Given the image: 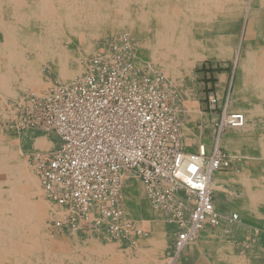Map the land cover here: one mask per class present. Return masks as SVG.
<instances>
[{
	"label": "bare ground",
	"instance_id": "1",
	"mask_svg": "<svg viewBox=\"0 0 264 264\" xmlns=\"http://www.w3.org/2000/svg\"><path fill=\"white\" fill-rule=\"evenodd\" d=\"M125 4L131 12L127 14L123 10V15L116 18L114 7ZM242 16L247 17V45L237 48L241 52L239 74L242 82L229 97V102L239 107L230 113L240 114L242 123L228 127L231 130L223 137L221 130L215 146L220 149L219 145L225 142L242 163V170L233 177H226L241 183L237 207L242 217H249L253 224L258 222L261 227L244 224L245 227L240 228L246 219L243 221L239 213L225 217L221 211L228 212L234 207L233 198L226 195L223 179L214 171L210 187L214 195H218L214 203L223 218L216 229L230 234L231 242L215 240L210 246H199L200 231L211 227L205 224L186 243L179 244L181 230L189 221L185 213L194 207L195 199L179 188L176 202L181 211L170 217L174 210L157 204L146 189L151 202L163 209L160 211L164 219L162 224L154 225L156 213L144 200L139 184L124 174L120 205L124 222L132 226L116 233V242L102 244L101 238H106V226L102 221L96 224L98 232L95 230L91 234L98 241L90 237L85 243L72 242L69 238L75 237L73 233L67 239H50L44 220L64 211L72 212V207L59 205L47 196L37 169L30 166L27 158L31 152L53 148L56 141L49 135L33 131L20 136H8L3 132L0 134V264H153L158 257L166 258L164 264H191L194 260L196 264H257L258 255L252 253L253 237L258 238L259 250L264 251V0H110V3L108 0H0V110L7 98L24 99L29 94L39 99L48 96L50 83L39 75V70L36 72L37 64L49 65L60 83L74 80L83 69L71 65V51L85 50L94 39L97 45L99 35L96 34L106 26L113 29L116 24L135 31L147 61L163 72L162 87L170 99V94L179 89L178 81L189 76L198 59L230 57ZM99 53L105 55L101 50ZM138 63L142 65L141 60ZM192 105L186 106L189 121L183 126L189 146L196 142L190 120L196 107ZM56 136L61 141L60 135ZM201 146L207 149L202 142L198 148ZM92 212L93 215L98 213ZM133 219L145 229L136 226ZM175 234V251L171 256L168 249ZM127 235H139L135 248L129 247L131 257L115 252L119 239ZM239 240L250 245L244 254H238L235 249ZM206 248L214 257L198 255ZM261 261L264 262V256Z\"/></svg>",
	"mask_w": 264,
	"mask_h": 264
},
{
	"label": "built area",
	"instance_id": "2",
	"mask_svg": "<svg viewBox=\"0 0 264 264\" xmlns=\"http://www.w3.org/2000/svg\"><path fill=\"white\" fill-rule=\"evenodd\" d=\"M89 68L28 111L34 124L55 129L61 137L59 149L38 161L47 195L72 207L57 225H94V210L111 221L115 235L131 228L122 218L120 198L124 173L135 172L154 201L172 208L175 216L181 211L179 188L195 199L179 244L205 224L216 227L222 217L210 177L229 169L231 156L216 146L211 152L204 146L185 149L162 77L137 78L132 63L116 53L112 61L93 59ZM211 102L215 105L217 99ZM241 123L240 114L225 113L220 131Z\"/></svg>",
	"mask_w": 264,
	"mask_h": 264
},
{
	"label": "rangeland",
	"instance_id": "3",
	"mask_svg": "<svg viewBox=\"0 0 264 264\" xmlns=\"http://www.w3.org/2000/svg\"><path fill=\"white\" fill-rule=\"evenodd\" d=\"M108 2L110 3V0H108ZM125 5L126 6L123 5L122 7H119V8H117L118 7L117 5H116V7H114L116 18L117 17L120 18L123 15V12H122L123 10L127 14H129L131 12V9L129 8L128 4H125ZM188 6L191 7V5H188ZM238 24L239 25H237V32H235V36H234L235 48L233 50L234 52H232V54H230V57H226V59L220 58V59H216V60L212 57H205L202 59H198L192 65L189 76L184 75L185 76L183 78L184 80L182 79V80L178 81L179 89L176 88V93L170 94L169 102L173 106L175 112L177 113V117L181 123L182 142H183L184 147L187 151H196L198 149L200 142L204 143V145L206 146V148L210 152L213 151L215 149L216 140H217L219 134L221 133L220 125H221V122L223 120V117H224L226 111H228L230 113L234 110L239 109V107H237V105H236L237 103L229 102V97H230V94L231 95L235 94V91L237 90V88L240 86V83L242 82V80L240 81L241 72H240V67H239L241 52L238 51V49H239L238 47H240V49H243V47L245 45H247L246 44V35H245L246 34L247 17L242 16L241 19L239 20ZM113 29H110V27L106 26V28L104 27L102 32L97 33L96 35L97 36L99 35V37L97 38V45L95 43L96 39H94L92 41V45L90 47L88 46V48H86L87 50L86 49L84 50L83 48H76V49H74V51H71V53H72L71 65L74 68L81 67L83 69V71L80 73V75L77 74L75 76V78L85 75L90 70L89 67H91L93 59L101 58L104 61H112V60H114V54L115 53H116V58L118 56H120V57H122V59L127 60L128 62L132 63L133 67L137 71V74H135V76L139 79H142L144 77H151L152 75L154 76V78L155 77L156 78L157 77H164L163 72L156 69L155 66L153 64L149 63L147 61V59L145 58L141 44L140 43L138 44V42H137L138 37H137L135 31H133L132 29H129L128 27H123V28L118 27L117 24L115 26H113ZM104 41H105V43H104ZM124 42H125V44H124ZM116 46H120L121 49L115 50ZM123 46H126V47H123ZM100 50L105 55H101L99 53ZM237 51H238V53H237ZM236 54H238V57ZM99 55H101V56H99ZM78 60H79V63H78ZM138 60L142 61V65H139ZM38 66H39V64H37V66H36V72L37 73L40 72L39 75L42 78H44V80H46L47 82L50 83V86L48 87V92H49L48 96H46V98L40 97V99H39V97H36V96L29 94L28 98H24V99L7 98L5 100V102L3 103L2 108L0 110V134H2L4 132L5 135H8V136L9 135L10 136H20L24 133L33 131V132H37V133H42V134L47 135V136L49 135L50 137L55 139L56 143H54L53 148L45 151L46 153L44 151L43 152L36 151L35 153L31 152V153H29V155H28L29 157L27 158L30 166L32 168H34L35 170L37 169L38 178L42 181L41 175H40V170H39V164H38V161L40 160V157H41L40 155L46 154V156H50V155L54 154L59 149V147L61 146V145H59V144H61V141H59V138H57L56 134L57 135H59V134L55 129L44 126L43 124L42 125L41 124H34L32 122L31 117H30V112H28V111H30L32 105L35 106V104H38V103L44 101L45 99L49 98L54 93V91L56 89H58L59 87L69 85L74 80L70 81L68 84H63L62 82L60 83V81L54 75V71L51 68H49V65L40 64V66L39 67ZM50 66H53V64L51 63ZM153 68H154V71H153ZM37 70H39V72ZM138 71H139V73H138ZM219 79H222V81L220 82ZM213 97H215L217 99V102L215 105L211 102V99ZM31 98H33V99H31ZM228 103H229V106H228ZM187 104H190V105L193 104L192 106L196 107V112H194L193 116H191V118H190L191 123H192L193 132L196 135V138H195L196 142L194 143L193 146L188 145V143L185 139L186 137L184 135L183 126L185 123H187L189 121L188 111H187V107H186ZM205 112H206V114L210 115V120H204L203 115L205 114ZM18 122H19L20 126H19ZM230 130L231 129H229L228 127L225 128L224 130H222V133H221L222 137L225 133L230 132ZM57 146H58V149L56 151H54L57 148ZM219 146L221 147V149L225 153L230 155L232 158V165H231L229 170L222 171V172L216 171V172L221 177V179H223V180H221V182H223L224 187L226 188V190H225L226 195L229 197L232 196V198H233L232 202L234 204V207H232V209L230 211H228V212L221 211V212L223 214H225V217L226 216L231 217V215L233 213H239L241 215L242 212L237 207V205H239V202L241 199V197L239 196L240 193L242 192L241 187H240L241 183L240 182H232L230 180H227V177L228 176H231V177L235 176V174L237 172H239L240 170L243 169V165L239 161V159L234 157L233 152L229 148L228 144H226L224 142L223 144H220ZM24 153H26L25 150H24ZM24 153H22L23 156L25 155ZM37 172H36V174H37ZM124 174L130 175L131 179H134V181H136V183L139 184V189L142 191V195L144 197V200L146 201L148 206L151 208V210L156 213V218L152 222L154 223V225H161L163 222L162 221L163 215L161 213L163 211V209L161 210V208H157L151 202V200L148 196L147 190H146L147 188H146L145 184L143 183V181L141 180V178L135 172H127ZM134 187L137 189L136 184H134ZM43 188H44V186H43ZM44 190H45V188H44ZM234 191H235V193L236 192L237 193L233 194L232 192H234ZM234 195H237L239 197L234 196ZM47 196H46V198L48 200H50L48 198L49 196L48 197ZM217 196L218 195H216V198H217ZM54 202H57V201L54 200ZM257 206H260V205L256 204V207ZM260 208H261V206H260ZM192 209H193V207H191L188 210V214L185 213V215L189 216ZM69 211H71V210L64 211L63 214L61 213L59 216L47 217L44 220L45 221L44 225L46 226V231H47V234H48L50 239H54V240L55 239L56 240H62L64 238L67 239L73 233V234H75V237H73L72 239L69 238L70 240H72V242H74V240H79L82 243H85V242H87V240H90L91 238L98 241L96 238L92 237L93 235H91V234H93L94 232L97 231L96 230V223L98 222V220H101L104 223L102 225L106 226V238L105 239L101 238L103 240L102 244H106L108 242H116V240H117L116 235L113 234L111 232V230H109L111 221L107 218L103 219L101 217L102 216L101 213L100 214L95 213L94 221L96 220V222L94 223V225H92V224H90V225L81 224V226L79 228H74V229L71 228L69 223L65 224L64 228H62V226L57 225L58 220L64 219L65 216L68 213H70ZM163 213H165V212H163ZM165 214H164V216H167ZM170 214H171L170 217H172L174 215V213H170ZM127 216H128V213H127ZM241 217H242V215H241ZM244 217L245 218L242 217L243 221L245 219L246 220H245V222H242L240 224L241 225L240 228L245 227L246 224L247 225L250 224L254 228L255 227L257 228L258 226H260V224L258 222H256L257 224H253L249 217H247V216H244ZM133 220L136 223V226H141V224L137 220H135V219H133ZM225 221H226V218H225L224 222ZM253 225H256V226H253ZM69 227H70V229H69ZM134 227H135V225H134ZM141 227L143 229H145L143 226H141ZM207 227H209V226H207ZM209 228L215 229L216 227H209ZM258 229H259V227H258ZM146 230H149V229H146ZM150 232L152 233L153 231H150ZM138 236L139 235H136V236H128L127 235L126 237L122 238L121 240L119 239L120 243L118 244V246L115 247V252H117L118 254H121V255L122 254L125 255V257H131L132 253H131V251H130L131 249L129 247L135 248L136 243L139 240V239H137ZM175 238H176V234L172 237V240L170 241V247L169 248L171 250L168 249L171 256L174 254V251H175L174 250L175 249V246H174ZM257 239H255V237H253V240L251 239L252 240L251 243H253V252L252 253H253V255H258L256 258V259H258L256 263L257 264H263L264 262L261 261V257L264 256V251L259 250L260 241ZM228 240H231V238L230 239L228 238ZM239 241H238V244H237L235 249H236L238 254H244L245 252H247V249L250 248V245L243 244L241 240H239ZM165 244H166L165 247L167 248V246H168L167 241L165 242ZM259 256H261V257H259ZM165 259L166 258H164V257H158V258H156V260L154 261L153 264H164ZM189 264H190V262H189ZM191 264H196V260L192 261Z\"/></svg>",
	"mask_w": 264,
	"mask_h": 264
},
{
	"label": "crops",
	"instance_id": "4",
	"mask_svg": "<svg viewBox=\"0 0 264 264\" xmlns=\"http://www.w3.org/2000/svg\"><path fill=\"white\" fill-rule=\"evenodd\" d=\"M219 80H220V82L222 81V79H219ZM203 118H204V120H210V115L206 114V112H205V114L203 115ZM229 169H227V170H229ZM224 171H226V170H224ZM215 201H216V196H215ZM229 235L230 234L224 233L223 230L218 229V228L217 229L216 228L215 229H210V228L203 229L199 234V246L200 245L202 247H206V245L210 246V244H213L215 240H219V241L225 242V243H230L231 240H228V238L230 239L231 237ZM199 253L202 254L201 257H214V254H212L211 250H209L207 248L204 251H199L198 255H200ZM186 256L187 255H185L183 257H186ZM189 257H199V256L190 255Z\"/></svg>",
	"mask_w": 264,
	"mask_h": 264
}]
</instances>
